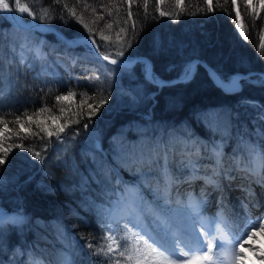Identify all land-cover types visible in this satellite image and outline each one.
Segmentation results:
<instances>
[{
	"label": "trees",
	"instance_id": "obj_1",
	"mask_svg": "<svg viewBox=\"0 0 264 264\" xmlns=\"http://www.w3.org/2000/svg\"><path fill=\"white\" fill-rule=\"evenodd\" d=\"M20 3L28 6L33 13V17L24 14L27 20L32 21L36 16L47 14L53 18L51 23L71 38L86 34L83 25L71 17L69 9L74 10L93 29L94 38L101 45V52L116 51L110 45L117 41L116 33L120 26L130 28L135 23L139 28L147 22V29L139 44L127 51L126 56L149 54L154 33L159 34L165 46L171 38L173 47L167 53L161 52L159 56L153 57L157 72L166 78L175 75L163 72L169 61L180 62L183 58H190L192 54H198L210 65L219 66L229 75L237 71H264V2L259 5L258 0H236L235 5L231 4V0H228L227 5L224 0H213V13L207 12L206 0H184L182 8L177 7L176 0H163V3L160 0H147V8L144 0H133L131 18L126 16V0H60L63 7L54 6L53 0H20ZM222 6L228 9L231 16L221 10ZM161 10L169 15L160 17ZM237 10L239 17H236ZM191 12L196 15H190ZM57 14L65 16L68 23L54 19ZM101 15L103 20L99 19ZM174 15H178L179 19L173 20ZM233 20L240 25L242 33L235 27ZM108 24L112 27L109 28ZM26 35L31 36L32 43L28 48L29 54L24 55L22 45H25ZM58 36L54 32L37 30L26 33L24 29L14 26L10 19L0 20V90L3 91L0 96V130L5 125L10 129L0 137V143L13 150L9 159L15 156L19 160L21 155L29 156V153L22 152L17 147L22 144L24 148L31 149V152L40 151L46 158L50 159L55 154L67 160L66 166L48 167L47 176L44 175L45 165L32 160L33 167L28 168L24 175H34L35 179L19 192L15 190V183L12 181L19 170L16 166L0 174L6 181L0 186V208L9 215L16 212L19 208L16 198L19 195L23 197V212L30 217L20 227L5 225L4 249L0 250V261L3 264H10L13 260L14 246H22L25 252L23 256L17 254L16 264H58L63 258L61 253L73 264H98L97 253L93 249L100 247L103 249L100 255L107 253L106 241L101 239L102 233L97 226L94 204L90 203L105 202L101 193L105 192L106 181L103 170L96 167L88 153L95 154L98 160L104 161L107 168L117 167L123 175L129 177L130 180L125 185L130 188L133 186L135 194H147L153 186V181L147 182L146 179L145 182V175L141 173L147 168L121 159V156L116 155V148L121 150V155L130 151H157L160 158L152 165L151 175L159 179L160 174L156 168L163 167V155L180 156V145L169 143L171 133L180 130L182 135L187 130L193 138L204 141L221 139L219 132H213L198 118L201 111L219 106H226L238 114L224 133L225 167L232 168L229 157L234 158L238 164H251L254 158L264 153V135L259 131L264 129V122L257 120L253 123L260 109L241 103L243 100L264 105V87L245 83L240 93L225 95L213 85L203 68L191 83L178 84L161 92L157 97L159 103L152 112L155 124L147 130L140 127L146 123L141 119L140 113L147 112L150 104L135 110L124 107L127 98L119 96L118 89L120 86L131 87L135 82L124 78L117 84L113 80L109 104L101 108L92 118L93 122L89 127L84 129L83 124L87 121L77 113L82 108L86 115L88 103H98L99 99L97 93L91 90L92 85L86 77L98 76L102 81L105 69L112 66L94 55L88 60L80 59L81 56L88 55L87 46L80 44L69 49L63 42L64 39L60 36L58 39ZM102 36H107L108 41H104ZM130 36L129 33L128 38ZM39 40L44 42L43 52L36 57L30 49L34 41ZM177 44L186 45L183 57L178 54L175 47ZM13 47L15 51L12 50ZM66 53L76 59H70ZM135 70L139 75L138 65ZM77 81L80 87H77ZM148 87L151 90V86ZM67 91L74 93L70 105L55 101L57 94H66ZM42 106L43 112L40 111ZM29 115L33 116L34 121L59 116L65 132L59 133L58 127L49 124L47 127L54 132V136L48 138L38 124L27 121ZM17 121L24 123L31 131L21 132ZM73 128L79 129L78 135L69 140L68 136ZM166 131L167 136L157 135ZM57 135L63 138L60 144H56ZM97 139L104 149V156L96 152L94 142ZM202 163L214 164L208 160ZM174 166L175 162L171 167ZM89 169L96 172L100 184L91 181ZM235 170L236 168L233 172ZM83 176H89V183L82 191ZM41 180L52 191L37 189L36 183ZM53 222H56V227H53ZM58 230L63 232V239L58 236ZM117 235L127 240L124 247L132 251L133 246L126 233L120 232ZM89 241L92 248L88 246ZM111 264H115V261ZM121 264L134 262L121 258Z\"/></svg>",
	"mask_w": 264,
	"mask_h": 264
},
{
	"label": "snow or ice",
	"instance_id": "obj_2",
	"mask_svg": "<svg viewBox=\"0 0 264 264\" xmlns=\"http://www.w3.org/2000/svg\"><path fill=\"white\" fill-rule=\"evenodd\" d=\"M264 2V0H262ZM163 3V0H160ZM184 0H176L177 7H183ZM225 5L228 4V0H224ZM236 0H231V4L235 5ZM54 6H60V0H53ZM133 0H126V6L128 11L126 16L131 18L132 11L131 6ZM207 12L213 13L215 11L213 7V0H206ZM145 8H147V0H144ZM221 10L228 12V9L221 7ZM71 17L74 21H79L86 29V34L80 36H74L67 41H63L67 44L68 48H74L80 44L87 46L88 55L81 56L80 59L88 60L94 55L102 61H108L112 67L105 69L104 79L101 81L98 76L86 77L92 85V91L97 93L99 99L98 103H88L87 114L83 112L82 108L77 113L80 117L86 119L87 122L83 124V128L87 129L89 124L92 123V118L97 115L101 108L109 104L111 97V85L113 80L120 84V81L124 78L130 82H135L131 87L125 88L120 86L118 89V95L127 98V104L123 105L131 110H135L142 105H149L147 112L140 113L141 119L146 123L140 125L142 129L147 130L150 126H154L155 122L152 119V112L156 105L159 103L157 97L165 88H173L178 84L191 83L199 73V70L203 68L213 85L219 88L225 95H235L243 90L244 84H253L259 87H264V73L247 72V73H234L226 74L223 70L217 66L213 67L208 64L207 61L200 58L198 54H192L190 58H183L180 62L169 61L164 67L163 72L175 75L165 77L162 73H158L155 67L153 57L159 56L161 52L167 53L169 49L173 47L171 38H169L167 46L161 40L158 33H154L152 36L151 51L149 54H133L132 56H126V52L131 50L135 45H138L140 38L144 31L147 29V22L143 23L142 27H137L135 23L131 24V27L120 26L117 35V41L113 42L110 46L114 47L116 51L114 53L101 52V45L97 44L95 33L93 29L84 23L83 18L78 16L74 10L69 9ZM95 12V9H93ZM27 13L29 17H33V13L28 7L21 5L20 0H0V20L16 22V26L23 28L26 33H30L31 30H39L44 33L58 31L55 29L54 24L51 23L52 17L47 14L44 16H36L35 20H39L41 23L30 22L25 24L18 14ZM195 16V12L189 13ZM169 14L160 11L159 16L165 17ZM231 16V13L228 12ZM236 17H239V11H236ZM54 19L62 20L64 23H68V19L65 16L57 14ZM99 19L103 20L101 15ZM173 20H178L179 16L174 15ZM235 27L240 29V25L233 20ZM47 25V26H44ZM111 28L112 25L108 24ZM242 33V29H240ZM131 34L128 38V34ZM207 35V33H205ZM59 39V36H58ZM104 41H108L107 36H102ZM26 46L27 43H32L31 37H25ZM43 41L39 44L33 43L31 51H36L40 56V49L43 45ZM2 47V46H0ZM175 47L178 49V54L183 57V49L186 47L184 44H177ZM264 47V45H262ZM15 51V48H12ZM70 59L75 60V56H71ZM115 57V58H112ZM139 66V75L136 72V66ZM87 71V69H85ZM255 77V79H254ZM142 78V79H141ZM79 81H77V87H80ZM151 86V90L149 87ZM3 95V91L0 90V96ZM74 99V93L67 91L66 94H57L55 101L67 102L69 105ZM83 103V102H82ZM241 103H248L253 107L259 108L256 121L264 122V105H259L254 101H241ZM40 111H44V107L40 108ZM2 112V110H0ZM238 114L233 112L232 109L226 106H219L216 108H209L199 113V117L213 132H219L221 139L204 141L201 139L193 138L192 134L185 130L180 135V130L170 134V144L180 145V164L179 173L173 175L168 170V155L164 154L163 167H157L156 171L163 178L158 179L152 177L153 186L145 193L132 194V189L124 188L123 192L127 194H118L117 188L121 184H127L123 181L117 168H107L105 162L98 160L95 154L88 153L92 157L93 163L97 168L102 169L105 177V192L101 193L104 196L105 202L102 204H94L97 215V226L101 230V239L108 241L107 253H103V249L100 247L94 248L93 251L97 253L98 264H111L114 260L115 264H121V258L126 259L128 262H134V264H205L213 260V256L210 254L214 250H218L217 254L223 253L230 255L233 264H244L248 259L243 253L245 252L244 242L246 239L256 235L257 229L264 232V213H261L259 217H255V223L251 222L247 218V213H244V222L237 228L236 224L229 223L223 217V214H218L212 219H208L203 212V208L207 201L204 199L206 193H200L199 197L189 195L186 200L180 198L179 192L173 194L172 189L178 186L180 183H187L192 180L201 179L206 185H214L217 189H220L221 180H231L233 176L231 172L232 168L225 167V152L226 140L224 133L231 125V121ZM27 121L36 123L39 125L43 132L47 133L48 138L54 136V132L50 130L47 125L58 127L59 133L65 132L64 125L60 122L59 116H51L47 120L41 118L34 121L33 116H27ZM19 128L21 132H30V128H26L24 123H20ZM183 128V125L181 126ZM10 129L5 125L0 130V137L7 133ZM78 128H73L69 134L68 139L71 140L75 135H78ZM261 135H264V129L259 130ZM115 139V137L113 138ZM63 138L59 135L56 137V144H60ZM22 152L29 153V156L21 155L19 160L13 156L9 159V154L12 149L5 147L0 143V174L6 172V170L16 166L19 170L15 176L12 177L13 183H15V190L17 192L20 189L31 184L35 179L34 175H24L28 168L33 167L31 161L37 160L41 165H45L44 175L49 174L48 167L55 165L57 167L61 165H67V160L61 159V157L53 156L49 159L41 154L40 151L31 152V149L24 148V146H17ZM94 147L96 152L101 156L105 155L104 149L100 147L99 140H95ZM116 155L121 156V159H126L140 164L147 168L145 176L153 171L152 165L160 158V154L157 151L141 150L139 152L130 151L121 155V150L116 148ZM47 159V164H46ZM115 159V157H114ZM213 161L214 164H204L202 161ZM59 161V163H57ZM259 163L264 166V153L260 155ZM27 166V167H25ZM187 170V172H185ZM23 176L21 180L20 177ZM89 176L91 181L100 184L101 181L96 178V172L89 169ZM89 176H83L81 182V190H84L85 185L89 183ZM6 183L4 176L0 175V186ZM143 185L141 184V187ZM63 187V186H62ZM37 189H46L52 191L43 180L36 183ZM2 190V189H0ZM222 192V189H221ZM262 194H264V186H262ZM260 194L254 193L249 190L244 197V202L241 203V211L244 209L254 210L256 208L264 207V201L259 198ZM19 208L13 214H7L2 208H0V250L4 249L5 243V225L8 224L13 227L23 226L28 222L30 217L26 216L23 212V197L17 196L16 198ZM220 206L223 207V202L219 201ZM37 223H42L37 221ZM53 227H56V222H53ZM107 232V235L104 233ZM126 233L129 236L134 237L133 250L129 251L124 245L127 243L126 239H123L117 235V233ZM231 233V235L229 234ZM58 236L63 239V232H57ZM237 237H239L237 239ZM87 239V238H86ZM119 240V243H117ZM150 242V243H149ZM143 244L146 248L142 250L138 245ZM239 245V252L235 250L236 245ZM115 245V247H114ZM88 246L92 248V243L89 241ZM155 246V247H154ZM67 247V245H66ZM261 253V264H264V249H256ZM165 253L167 255H165ZM196 253H200L196 255ZM25 255L22 246H14L13 248V260L10 264H16V256ZM31 256V253H28ZM63 257L58 264H73V262L64 254H60ZM162 257L157 262V257ZM3 264V261H0ZM43 264V262H41Z\"/></svg>",
	"mask_w": 264,
	"mask_h": 264
},
{
	"label": "rangeland",
	"instance_id": "obj_3",
	"mask_svg": "<svg viewBox=\"0 0 264 264\" xmlns=\"http://www.w3.org/2000/svg\"><path fill=\"white\" fill-rule=\"evenodd\" d=\"M252 1H254V0H252ZM260 2H262V0H258V3H259V5H260ZM22 5V4H21ZM23 6H25V5H23ZM24 14H26V13H23V14H20V15H22L24 18H25V16H24ZM26 19V18H25ZM37 31H39V30H37ZM27 36V35H26ZM25 36V37H26ZM29 36V35H28ZM31 37V36H30ZM69 38H71V37H69ZM31 40H32V38H31ZM40 41V40H39ZM39 41H34V43L35 44H39L40 42ZM24 42H25V44H26V40L24 39ZM29 46H30V43H27V45L26 46H24V48H23V54L24 55H27V54H29V51H28V48H29ZM32 52H34L33 54L36 56V57H39L38 55H37V53H36V51H32ZM40 52L42 53L43 51H42V49L40 50ZM255 79V78H254ZM213 108H216V107H213ZM165 133H168L167 131L166 132H164V133H158L157 135H160L161 137H163V134L164 135H166ZM167 136V135H166ZM172 156V157H171ZM176 155H171L170 154V156H168V170L171 172V173H173V175H176V174H178L179 173V164H180V159H181V156H176ZM229 159H230V161H231V166H232V168H234L235 169V167H237V168H243V169H247V171L249 172V171H251V172H254L255 174L257 173V172H259L261 175H264V166H262L261 164L259 165V160H260V157H257V158H254L253 160H252V163L251 164H238L237 162H235L236 160H234V158H230L229 157ZM229 161V162H230ZM173 162H175V165L176 166H174L173 168L171 167L172 166V163ZM163 164H164V160H163ZM256 170H255V169ZM233 169V170H234ZM148 170H144V172H141L142 174H144V173H146ZM187 172V171H186ZM233 172V171H232ZM234 172H237V170H235ZM233 172V173H234ZM233 173H231V175H233ZM253 173V174H254ZM239 174V173H238ZM251 174V173H250ZM137 175V174H136ZM144 177V181L146 182V179H147V182H152V180H151V178L152 177H154L153 176V174L151 175V173L149 174V176H147V177H145V176H143ZM238 177H240V176H238ZM253 176H251V178H252ZM249 178H250V176H249ZM159 179H163L161 176L159 177ZM143 181V182H144ZM190 182V181H189ZM224 182V183H223ZM229 180H221L220 181V186L222 187L221 189H222V192L221 191H218V192H216L215 194H216V197H215V199H212V196H213V194H214V190H215V188H214V185H207L208 187H207V189H208V191H206L205 189V187L203 188V187H200V186H196V185H193V186H191V187H185V189H184V185H185V183H180L178 186H176V187H174L173 189H172V191H173V194H175L176 192H179V194H180V198L182 199V200H186L187 199V197L189 196V195H192V196H197V197H199V194L200 193H206V194H208V195H205V197H204V199L207 201V203H206V205L204 206V208H203V212H204V215L208 218V219H212L214 216H216V215H218V214H223V217H224V219L226 220V221H228L229 223L231 222V223H235L236 224V226H237V219H236V221H234L235 220V217L231 214V212H229L228 210V206H227V204L229 203L228 201H227V199H228V195L230 194V190L232 189V188H229V185L232 183H230L229 184ZM199 183H201V180L199 181ZM203 183V182H202ZM187 184V183H186ZM205 184V183H204ZM250 184H252V183H250ZM183 185V186H182ZM130 188L129 186H127V185H125V184H121L120 185V187H118L117 188V193L118 194H127V193H124L123 192V189L124 188ZM130 189H133V186H131V188ZM225 189H226V191H225ZM206 191V192H205ZM135 192L136 191H133L132 190V194L134 195L135 194ZM224 192H226V195L224 194ZM224 194V195H223ZM237 197V199L239 200V201H244V198H242L243 196H238V195H236ZM219 201H222L223 203L224 202H227V203H224V205H223V207H221L220 206V203H219ZM231 205V204H230ZM233 205V204H232ZM234 208L236 209V211L238 212L237 214L241 217V220H240V217H239V225H238V228H239V226H240V224L241 223H243L244 222V220H243V215H244V213H247V218H248V220H250L251 222H253V223H255L256 221H255V219H253V218H255V217H259L260 215H261V210H255V211H253V210H250V209H244L243 210V212L241 211V204H235L234 205ZM250 212V213H249ZM233 217V218H232ZM261 222H264V221H261ZM257 231H258V229H257ZM230 235H231V233H229ZM104 235H107V232H105L104 233ZM127 235V234H126ZM128 236V238L130 239V242H131V244H132V246H133V244H134V237H132V236H129V235H127ZM239 237H237V239H238ZM107 243H110V242H108V241H106V251H108L107 250ZM150 243V242H149ZM114 247H115V245H114ZM138 247H140L142 250H145L146 251V248L144 247V245L141 243L140 245H138ZM155 247V246H154ZM235 250L237 251V252H239V245L237 244L236 245V248H235ZM217 252H218V250H214L212 253H210L212 256H213V260L212 261H210V262H205V264H233V262H232V259H231V256L230 255H225V254H223V253H220V254H217ZM200 253H196V255H199ZM165 255H167L166 253H165ZM160 259H162V257H157V262L160 260ZM244 264H249V262L246 260L245 262H244Z\"/></svg>",
	"mask_w": 264,
	"mask_h": 264
},
{
	"label": "bare ground",
	"instance_id": "obj_4",
	"mask_svg": "<svg viewBox=\"0 0 264 264\" xmlns=\"http://www.w3.org/2000/svg\"><path fill=\"white\" fill-rule=\"evenodd\" d=\"M11 22H12V24L14 23L13 21H11ZM39 42H41V41H39ZM41 49H42V47H41ZM259 165H260V163H259ZM115 168H117V167H115ZM235 168H236L237 172L233 173V175H232L233 179H231L230 182H229V184L232 182L231 185L233 187H232L231 190H234L235 193L229 194L231 198L229 197L230 199H227V201L229 202L227 204V206H228V209H229L228 211L231 212V214L235 217L234 221H236V219H237V228H238V225H239L238 223L240 221L239 220L240 216L237 214L239 211L237 212L236 209L234 208V205H235L234 202H236V200H238L239 198L237 199L236 195L238 194L239 196H243L242 198H244L245 194L249 190H251L254 193L260 194L259 198L262 201H264V194H262V186H264V179L261 178V174L259 172H257L255 174L254 172H251V171L248 172L247 169L237 168V167H235ZM117 170L119 171L120 176L122 177V179L124 181H129L130 180L129 177L123 175L118 168H117ZM238 176H240V177H238ZM249 176H250V178H249ZM251 176H253V177L251 178ZM200 180L201 179H196L194 181L195 182H199ZM201 182H204V181L201 180ZM250 183H252V184H250ZM196 184L197 183H192L191 184V183L187 182V184L185 183V185H184V189H185V187H191L192 185H196ZM214 188H215V186H214ZM221 188L222 187H220V189L215 188V190H214L215 192H214V194L212 196V199H215V197H216L215 193L218 192V191H221ZM206 191H208V190H206ZM225 191H226V189H225ZM224 194L226 195V192H224ZM243 202H239V203H243ZM223 205H224V203H223ZM255 210H261V212L264 213V207L256 208L253 211H255ZM240 219H241V217H240ZM230 224H231V222H230ZM243 242H244V247H245V252L243 254L248 257L247 261L249 262V264H261V253L257 252L256 249H264V232H261V231L258 230V231H256V235L255 236L251 237V239H246Z\"/></svg>",
	"mask_w": 264,
	"mask_h": 264
},
{
	"label": "water",
	"instance_id": "obj_5",
	"mask_svg": "<svg viewBox=\"0 0 264 264\" xmlns=\"http://www.w3.org/2000/svg\"><path fill=\"white\" fill-rule=\"evenodd\" d=\"M26 7H28V6H26ZM29 8V7H28ZM29 10H30V8H29ZM31 11V10H30ZM20 17H21V19H22V21L23 22H25V24L27 25V23H30V22H35V23H37V24H40L41 22L39 21V20H32V21H29V20H27V19H25L24 17H22V15H20V14H18ZM14 23V25L16 26V22L15 21H13ZM44 26H47V25H44ZM23 29V28H22ZM55 29L56 30H58V31H54V33H56V34H58L62 39H64V41H67V40H69L70 38L62 31V30H60V29H58V28H56L55 27ZM112 58H115V57H112ZM108 62V61H107ZM209 64V63H208ZM210 65V64H209ZM212 66V65H211ZM237 72H239V73H247V72H250V71H247V72H243V71H237ZM237 72H235V73H237ZM251 72H256V73H264V71H261V70H253V71H251ZM234 74V73H233Z\"/></svg>",
	"mask_w": 264,
	"mask_h": 264
}]
</instances>
